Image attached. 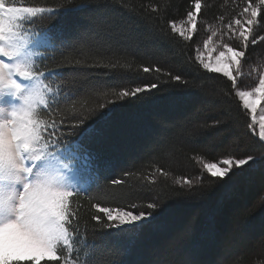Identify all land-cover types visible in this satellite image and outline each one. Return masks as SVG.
Here are the masks:
<instances>
[{
    "label": "snow or ice",
    "instance_id": "6c2138e0",
    "mask_svg": "<svg viewBox=\"0 0 264 264\" xmlns=\"http://www.w3.org/2000/svg\"><path fill=\"white\" fill-rule=\"evenodd\" d=\"M192 3L194 11L179 21L169 20L165 30L157 23L163 16L151 14L161 12L166 3L57 0L54 6H33L32 0H0V264H130L112 259L109 245H121L131 255L135 240L161 221L169 201H203L221 191L223 203L232 199L236 177L264 169V157L229 154L208 160L196 154L191 159L199 173L172 179L171 184L170 173L159 167L144 176L126 171L122 179L104 184L109 169L85 146L102 135L118 107L156 103L161 89L172 88L180 89L183 108L153 133L151 152L175 151L177 143L203 140L202 151L212 154L231 135L227 105L233 99L249 117V133L264 146V72L255 86L246 90L238 86L250 75L242 63L249 46L264 41V35H255V29L264 27V0L255 4L246 0L239 13L242 19L234 17L226 25L225 17L218 16L221 27L207 25L210 35L189 57L178 50L175 38L190 42L198 31L197 17L204 5L202 0ZM75 13H88V23L75 28L59 25V19ZM233 40L239 47L232 45ZM147 43L166 45L192 79L173 75L159 63L134 68ZM202 73L221 74L231 82V90L219 88ZM148 78L155 82L132 84ZM134 175L151 194V202L102 206L100 201L121 200L122 194L113 189ZM85 200L87 218L82 215ZM144 208L148 211L140 210ZM246 222L247 217L241 220L237 215L230 239ZM190 231L186 228L178 239ZM207 231L215 237L214 219ZM253 243L264 245V236ZM243 256L242 252L232 259L219 257L212 264H239Z\"/></svg>",
    "mask_w": 264,
    "mask_h": 264
},
{
    "label": "trees",
    "instance_id": "16d2710c",
    "mask_svg": "<svg viewBox=\"0 0 264 264\" xmlns=\"http://www.w3.org/2000/svg\"><path fill=\"white\" fill-rule=\"evenodd\" d=\"M56 2L57 0H32L33 6L37 3L54 6ZM129 2L144 6L153 4L163 6L166 3L167 7H161V12L151 14L163 16V21L157 23L165 30L169 20L179 21L186 17L187 11H194L192 0H129ZM252 2L255 4L256 0ZM202 4L204 7L197 17L198 31L192 40L185 42L178 36L175 38L178 50L189 57H194L195 45L197 43L202 45V41L210 35L206 26L211 24L213 27H221V22L217 19L220 15L225 17L224 25L234 17L241 18L239 13L246 6V0H202ZM88 17V13H75L59 19L58 23L65 28H75L87 24ZM255 35H264V27L255 29ZM231 43L234 47H239V41L233 40ZM165 56L167 59H164ZM246 57L247 59L242 61L243 70L250 75L238 81L240 88L254 86L260 71L264 69V61L258 59L264 57V41L255 47L250 45ZM152 63H159L160 67L171 71L173 75L180 74L189 80L192 79V74L180 67V59L172 56L166 45L159 43L142 45L133 67L135 68L137 64ZM202 76L225 91L231 90V82L221 74L202 73ZM152 82L155 81L148 78L135 80L132 84L134 86ZM180 96L179 88L161 89L156 103L123 104L117 108L113 113L111 124L103 129L102 135L85 145L88 150L98 155L102 166L106 164L109 169L102 183L107 184L112 179H122L126 171H138L144 176L151 173L155 167H159L170 173L167 183L171 184L172 179L192 177L199 173V167L191 159L196 154L205 155L208 160L229 154L237 158L247 155L264 157V146L256 142L247 129L248 115L234 99L228 101L227 105L231 108V135L222 144L217 145L212 154L202 151L203 140L191 144L177 143L175 151L151 152L148 146L159 125L165 119L170 120L179 116L183 108L178 99ZM159 179L161 184H164L163 177ZM235 181L237 188L232 199L223 203H221V191H213L203 201H169L163 208L161 221L152 229H145L135 240L131 255H126L121 245H109L114 252L112 259L116 261L126 259L130 264H149L151 261L164 259L173 261L174 264L188 260L212 264L219 257L232 259L243 252L244 256L241 257L239 264H264V245L253 243L264 236V169L249 174L247 178L236 177ZM205 183H208L207 180ZM113 191L122 194V199L118 202L100 201L102 206L147 204L152 201L151 194L140 187V181L135 175ZM87 209L85 200L82 209L85 218L88 215ZM140 210L148 211L146 208ZM237 215L241 220L247 217V222L241 225L236 238L230 239L233 221ZM210 219L215 220L214 238L207 231ZM186 228L191 229L190 234L185 239L179 240L178 235Z\"/></svg>",
    "mask_w": 264,
    "mask_h": 264
},
{
    "label": "rangeland",
    "instance_id": "374dc122",
    "mask_svg": "<svg viewBox=\"0 0 264 264\" xmlns=\"http://www.w3.org/2000/svg\"><path fill=\"white\" fill-rule=\"evenodd\" d=\"M214 54H218V53H214ZM260 72H264V69H262ZM257 82H258V80H257L255 83H257ZM255 83H254V86H255ZM252 87H253V86H252ZM247 88H250V87H247V86H246V88H242V89H245V90H246ZM261 103L264 104V102H261Z\"/></svg>",
    "mask_w": 264,
    "mask_h": 264
}]
</instances>
